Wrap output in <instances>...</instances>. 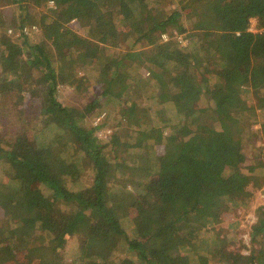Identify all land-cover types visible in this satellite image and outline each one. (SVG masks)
Here are the masks:
<instances>
[{
  "label": "trees",
  "instance_id": "obj_1",
  "mask_svg": "<svg viewBox=\"0 0 264 264\" xmlns=\"http://www.w3.org/2000/svg\"><path fill=\"white\" fill-rule=\"evenodd\" d=\"M29 2L0 0V94L29 98L12 108L13 136L0 140V264L21 253L23 264H67L71 239L82 264H264V204L248 255L215 232L224 212L249 206L243 141L258 136L250 134L258 121L264 140V0H45L57 9L38 15ZM37 20L42 40L23 58L28 42L19 46L4 31ZM71 20L93 27L97 42L74 33ZM251 20L261 34L248 30ZM119 27L133 39L126 49ZM73 55L78 69L100 76L101 92L81 112L57 90L74 76ZM140 68L150 71L147 81L131 77ZM102 106L119 115L110 143L83 123ZM165 130L171 160L153 151ZM120 143L138 151L134 168L119 161ZM87 169L93 182L83 187Z\"/></svg>",
  "mask_w": 264,
  "mask_h": 264
},
{
  "label": "rangeland",
  "instance_id": "obj_2",
  "mask_svg": "<svg viewBox=\"0 0 264 264\" xmlns=\"http://www.w3.org/2000/svg\"><path fill=\"white\" fill-rule=\"evenodd\" d=\"M29 6L31 10H34L36 15H38L39 12H46V10L50 8L49 2L46 4L45 0H35V2L33 3L29 2ZM176 7L177 4H170L168 7H166V10H174ZM12 11L13 10L10 9V7L5 8L3 9V15L7 18H10ZM181 25L188 32H201V29H196V26L194 28V24L185 22L181 23ZM256 25L257 22L255 20H251L248 30L253 33L261 34L262 31L257 30ZM68 27L82 38L88 39L95 43L97 42L98 36L96 37V31L93 27L82 26L80 22H77L75 20H71V22L68 24ZM118 29L122 34V38H125L122 40L121 48L126 49L129 45H131L133 39H129V31H127L124 27H119ZM170 31L171 29L168 30L169 33ZM4 32L6 37L12 39V42L18 44L19 46H23V40H26V42H28V47L23 48V58L31 55L30 46L36 45L42 40V33L40 25L38 24V20L36 22H33V25H24L18 29L7 25V28ZM168 32L161 35V42H169L171 37ZM185 34L187 33L185 32ZM165 36L167 41H164ZM173 37L175 38V40L178 39V42H180L182 48L188 44V41L186 39H181L176 34H173ZM102 47L104 48L106 56H112L113 50L111 48L104 46ZM144 49H146V47ZM102 62L103 61L101 59H98L95 64L93 61L88 60V66L89 68L96 70V67L99 68ZM69 65H74V68L70 69L71 72H74V76L68 78L67 81H64L63 83L58 84L57 90H59L60 99L64 106L70 109H74L76 112H81L83 111V109H85L87 101L92 97L96 98L101 92L98 85L100 83V76L95 77L94 73L91 70L86 71L78 69L75 66L74 55L71 58V61H69ZM1 69L3 68L0 66V81L2 78ZM149 73L150 71H148L146 68H140L138 70L132 71L131 77L133 76L134 80H136L137 82L147 81L148 77H150ZM28 100L29 98H25L21 103L19 102L15 94L13 97L11 96L10 92L7 94H0V140H2V142L10 140L15 132V129L8 123H10L12 119L16 120L19 114H17V110H14L12 108L15 107L14 105H16L17 103H21L23 105ZM246 101L249 106H255L257 103L251 93L247 95ZM100 109L102 110L99 111L95 109L89 115H87V117L84 118L83 123L88 128H96V130L94 131V136L99 142H105L106 139V143H110L111 138L118 131L117 128L114 127V125L119 121V115H117L116 112H113L110 108L107 109L104 106H102ZM27 111L28 110H26V114L28 113V116H32L34 114L31 109L30 111ZM260 112L261 111L257 108V116H259ZM101 115H103L102 118ZM261 127L262 125L260 121H258L257 124H254L251 127L250 131V134H257L258 136H255L249 142L246 140L243 141V152L246 156L245 168L247 170V173L253 177L246 185V189L251 192L249 206L247 207L246 211L245 209L242 210L238 208L237 210L224 212L220 218L221 224L215 231L220 235V237L225 238L226 246L229 250H240L243 255H248L250 252V228L257 221L256 213L258 206H260V204H264V151H261V149L264 147V140L262 139L263 135L261 132ZM122 128L126 127L123 126ZM163 139V142L156 144V146L151 145V142H148V144L150 146H154V153L162 156L165 154V158L171 160L176 157V154L169 142L168 132L166 130L164 131ZM118 147H120V149L126 150V153H118L119 161L126 164L127 166H133L132 168H134V163L137 160L136 158H138L136 155L138 151L129 148L125 149L124 143H120ZM154 159V155H151V164L155 163ZM258 163H261V165L258 166ZM139 176L140 173L136 172V176L134 178H138ZM81 180L85 185L83 187H89V185L93 182L92 170L87 169L82 174ZM78 244V239H71L68 241L65 250L62 253L63 260L67 264H82L81 259L77 255ZM25 260L26 259L24 258V253H21V256H18V262H12L10 264H23Z\"/></svg>",
  "mask_w": 264,
  "mask_h": 264
},
{
  "label": "built area",
  "instance_id": "obj_3",
  "mask_svg": "<svg viewBox=\"0 0 264 264\" xmlns=\"http://www.w3.org/2000/svg\"><path fill=\"white\" fill-rule=\"evenodd\" d=\"M49 7H50L51 9H56V8H57L53 2H49ZM164 41H167V40H166V36H165V38H164ZM102 117H103V115H101V118H102ZM99 137H100V136H99Z\"/></svg>",
  "mask_w": 264,
  "mask_h": 264
}]
</instances>
